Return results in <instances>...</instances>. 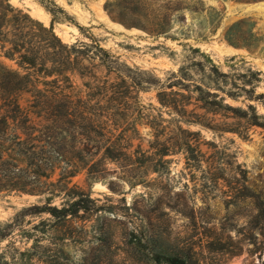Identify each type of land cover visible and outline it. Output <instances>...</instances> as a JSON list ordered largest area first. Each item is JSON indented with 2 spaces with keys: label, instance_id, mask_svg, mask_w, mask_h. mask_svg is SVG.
<instances>
[{
  "label": "rangeland",
  "instance_id": "obj_1",
  "mask_svg": "<svg viewBox=\"0 0 264 264\" xmlns=\"http://www.w3.org/2000/svg\"><path fill=\"white\" fill-rule=\"evenodd\" d=\"M52 1L68 19L38 0H0V17L8 5L7 17L27 27L51 25L73 47L77 71L55 74L52 55L39 72L0 54L3 69L40 91L10 97L40 123L35 98L68 95L104 116L121 149L90 158L95 149L82 140L68 157L72 177L49 174L60 191L1 192L0 264H155V253L264 264L252 197L264 195V0ZM73 201L86 210L65 215Z\"/></svg>",
  "mask_w": 264,
  "mask_h": 264
},
{
  "label": "trees",
  "instance_id": "obj_2",
  "mask_svg": "<svg viewBox=\"0 0 264 264\" xmlns=\"http://www.w3.org/2000/svg\"><path fill=\"white\" fill-rule=\"evenodd\" d=\"M46 12L52 18L63 15L68 16L52 0H38ZM242 3H255L263 0H234ZM0 17V54L7 59L15 60L17 66L36 69L46 72V55H52L57 59L51 67L55 74L65 72L72 74L77 71L76 64L71 60L70 52L73 47L62 44L52 30V26L42 27L40 23L28 20L32 25L27 27L25 23L16 16H9L12 9L8 5L1 8ZM169 17V16H168ZM171 21V18L167 20ZM77 29L82 27L75 25ZM157 31V30H156ZM155 31V32H156ZM156 33H161L160 31ZM229 44L235 45L229 37H225ZM103 54H107L99 48ZM9 76L8 79L0 76V193L7 191L22 192L36 195L62 186L50 183L49 174L58 168L59 173L56 183L64 182L72 177L70 168L73 166L68 160L72 150L81 143H89L97 156L102 151L99 159L111 160L113 153L120 150L121 146L110 143L107 137V123L95 112L85 113L79 101L68 95L51 93L43 94L41 98H35L29 106L31 114L38 118L40 123L34 122L31 117L20 110L10 94L15 91L28 90L32 93H40L36 88V80L24 74L19 75L17 71H8L0 66ZM64 79H67L64 76ZM256 119V117H254ZM83 122L88 125V137L82 139L80 132H76L78 125ZM258 126L260 122H255ZM72 152V153H71ZM74 155V154H73ZM101 161V160H100ZM63 164V166H60ZM95 179L96 177H91ZM252 194L257 211L254 219L264 225V195L262 193ZM263 196V199L260 198ZM63 211L65 215L81 209L78 201H73ZM51 214L59 213L55 208L49 209ZM155 264H193L191 260L174 254H153Z\"/></svg>",
  "mask_w": 264,
  "mask_h": 264
}]
</instances>
